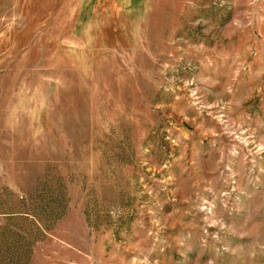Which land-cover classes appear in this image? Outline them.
Here are the masks:
<instances>
[{"label":"rangeland","instance_id":"obj_1","mask_svg":"<svg viewBox=\"0 0 264 264\" xmlns=\"http://www.w3.org/2000/svg\"><path fill=\"white\" fill-rule=\"evenodd\" d=\"M0 264H264V0H0Z\"/></svg>","mask_w":264,"mask_h":264}]
</instances>
